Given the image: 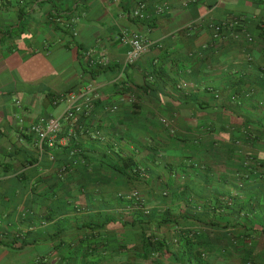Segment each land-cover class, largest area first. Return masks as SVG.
<instances>
[{"label": "crops", "instance_id": "obj_1", "mask_svg": "<svg viewBox=\"0 0 264 264\" xmlns=\"http://www.w3.org/2000/svg\"><path fill=\"white\" fill-rule=\"evenodd\" d=\"M122 32L150 44L123 71ZM0 264H264V2L0 0Z\"/></svg>", "mask_w": 264, "mask_h": 264}, {"label": "built area", "instance_id": "obj_2", "mask_svg": "<svg viewBox=\"0 0 264 264\" xmlns=\"http://www.w3.org/2000/svg\"><path fill=\"white\" fill-rule=\"evenodd\" d=\"M264 2V0H257ZM141 5L138 9L131 12L132 18L143 19L144 16L141 13ZM166 8H159V13L163 12ZM58 20V19H57ZM70 23V27L72 28ZM238 21H228L220 23L218 25L211 26V30L214 38H219L226 32L234 33L239 29ZM247 41H252L250 35H246ZM119 41L128 47L126 58L122 71L126 66H132L137 60L144 54L149 47V42L141 38L136 33L122 32L119 36ZM91 50L82 51V58L85 61L86 69H91L95 65V61L92 59ZM121 71V72H122ZM122 74H120L121 76ZM99 95L96 86L93 84L84 85L78 91H72L64 94L59 101L64 104V110L55 117L40 118L30 128V132L34 134L36 138V145L41 153L47 150L56 149L64 143V141L74 136V130L82 131V120L88 118L94 107ZM130 102H134L131 97ZM116 108H112L114 111ZM53 156L50 155V159L53 160ZM133 197L137 198V193H133Z\"/></svg>", "mask_w": 264, "mask_h": 264}, {"label": "trees", "instance_id": "obj_3", "mask_svg": "<svg viewBox=\"0 0 264 264\" xmlns=\"http://www.w3.org/2000/svg\"><path fill=\"white\" fill-rule=\"evenodd\" d=\"M91 74H92V72H91ZM150 244V243H149ZM151 245V244H150Z\"/></svg>", "mask_w": 264, "mask_h": 264}]
</instances>
